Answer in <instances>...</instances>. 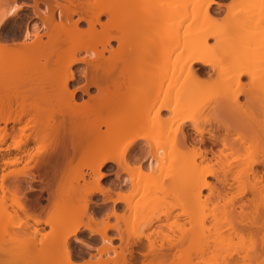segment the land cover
<instances>
[{
    "label": "bare ground",
    "instance_id": "bare-ground-1",
    "mask_svg": "<svg viewBox=\"0 0 264 264\" xmlns=\"http://www.w3.org/2000/svg\"><path fill=\"white\" fill-rule=\"evenodd\" d=\"M176 2L27 0L0 12L4 20L0 23L2 169L20 163L25 156L30 161L23 148L29 140L36 141L47 132L53 141L49 152L36 154L31 165L26 160L21 170L0 174V193L7 196V181L16 191L22 190L19 176L27 175V170L33 171L31 180L37 177L41 183L42 178L71 170L73 158L87 151L85 167L96 177L95 184L104 177L101 169L109 164L120 172L117 179L130 185L134 169L152 176L167 162L178 175L176 182L170 181L172 186L186 190L192 207L209 200V234L203 235V222H195L188 230L181 226L178 235L170 237L156 230L161 242L149 233L123 243L120 235L124 246L116 264H264V0H231L223 20L229 25L211 16L212 7L220 6L216 0ZM13 8L15 14H11ZM27 8L32 9L31 17L25 13ZM22 14L32 25L3 36L6 22ZM184 20L187 23L181 32L178 26ZM81 23L86 26L81 28ZM228 26L231 34L226 33ZM79 65L81 70L72 71ZM216 69L213 82L199 79ZM35 70H41L40 75L32 76ZM71 82L79 86L69 91ZM78 91L85 97L76 98ZM125 109L132 117L118 118L109 129L103 118ZM23 122L18 131L31 127L34 134L16 140L12 131ZM102 124L106 131H101ZM8 138L12 143L2 148ZM147 138H151L149 143L138 148ZM238 154L245 158L238 159ZM144 161H148L145 166ZM181 170L184 178L180 180ZM16 191L10 189L7 197H14L10 201L17 210L36 225L47 223L30 213ZM97 193L105 194L101 188L87 190L85 203ZM131 193L112 201L136 213V205L129 201ZM111 213L116 219L123 218V214ZM158 220L148 219L146 226ZM115 227L95 230L90 224L78 223L70 228V236L89 231L111 243L106 234ZM244 235L246 247L239 242L235 245L234 239L241 242ZM69 240H60L58 245L66 264H74ZM75 242L80 244V239ZM191 244L193 250L197 248L196 258L205 261L192 262Z\"/></svg>",
    "mask_w": 264,
    "mask_h": 264
},
{
    "label": "rangeland",
    "instance_id": "rangeland-1",
    "mask_svg": "<svg viewBox=\"0 0 264 264\" xmlns=\"http://www.w3.org/2000/svg\"><path fill=\"white\" fill-rule=\"evenodd\" d=\"M25 1L27 0H16L15 2L12 0H0V12H7V10L10 9L14 3L20 4ZM216 1L220 4V6H213L210 13L218 23L221 22L222 24L227 14L226 6L231 4V0ZM179 2L181 4L182 0H177L175 4H179ZM187 2L192 4L195 2V0H187ZM256 7L258 8L259 5ZM42 8L43 7L41 6L40 9ZM31 10V8H27V12L25 13L29 14L31 13ZM29 15L31 17V14ZM105 20L106 18L103 17V21ZM29 21V19L25 21L23 19V15L10 18L5 24V29L2 33L3 36L6 35L5 33L13 30L20 31L21 29V31H24L26 24L27 26L32 25L33 22ZM227 21L223 24L229 25L230 22ZM186 23L187 21L184 20L178 26L181 32L184 30ZM79 26L83 28L86 25L81 23ZM230 28L229 26L227 27V34L230 32ZM16 41L21 42L22 40L17 39ZM42 41L46 42L47 38L44 37ZM210 42L212 43L213 40H210ZM64 43L67 44V42ZM64 43L62 46L66 47ZM115 45L116 44L113 43V46ZM82 68L83 66L81 65L75 66L72 68V71L78 72ZM38 71L41 72V70H35L32 76L40 75ZM206 71H208V69ZM212 73L209 75V77L203 76L199 77V79L204 82H210V80L213 82L212 80L216 79L217 77V69ZM143 77H146L145 73L142 75V78ZM243 81L246 83L247 78H243ZM78 86V83L71 82L69 83L68 90L72 91ZM90 93H94V90L92 89ZM82 96L83 94L80 91L76 92V98ZM243 99L244 98L241 97L240 101H243ZM127 111L128 110L125 109L122 110V112L111 113L106 116L104 115L105 117L103 118V121L105 124H107V127L111 129L115 120L118 121V118L119 120H126L132 117L131 115H133V113H130L131 115H129L130 110L129 112ZM23 124L25 125L23 122L15 124L14 126L12 135H15L14 137L16 140H24L25 136H31L34 134L31 127L26 128L23 130V132L18 131L19 127H21ZM8 126L10 127L12 124H8ZM206 126L207 124L202 125L203 128H206ZM107 127L106 125L102 124L100 129L101 131H106ZM232 137H234V135ZM203 138L208 140L207 135H205ZM150 139L151 138H147V140L145 139V141L140 142L138 144V148L141 145L149 143ZM12 140L13 139L8 138L6 143H4L1 147H7L12 143ZM52 142L53 141H51V137L47 135V132L39 135L38 140L36 141L29 140L27 145H25V147L23 146V148L28 151L27 153L31 157L30 161L27 160L28 156H25L20 163L6 166L2 169V162L0 159V174L7 173L11 169L21 170L24 163L27 161L31 165L36 159V154L44 156L49 152V147ZM138 148L135 149L134 152H136ZM37 151H39V153H37ZM87 152L85 153L87 154L85 156L86 158L84 157V152L81 153L84 155H80L78 153L77 156L73 158V161H71V170L67 169L59 171L55 175H50L48 179L42 178L44 180L42 183L38 181L37 177L35 180H31L29 175L31 174L30 172H33L32 170H27L29 172L25 171V173H28L27 175L21 174L19 176L20 189H22L19 191L21 193L19 195V192L16 191L15 188H12V186L9 185V182H6L4 179L6 182H3L4 186L7 189L9 188V192H5L7 193L6 195L8 196V193L11 194L12 191L10 192V189L16 191V197L22 199L23 201L25 200V204H27V206L29 205L28 207L30 213L37 216L41 221H47V223H41L38 225L34 224L31 219L26 218V216L19 212L16 206L11 203L10 200H12V195H9V197L11 196V199H9L7 196H4L5 194L1 195V192L0 264H66L67 262L65 260V253H63L61 249L62 246L58 245L60 240L65 238H70L69 242L72 244V260L74 264H116L115 260H117V262L119 261L118 259L120 257L118 258V254L121 252V249L124 246V241L127 239H132L137 234L143 236L145 234L151 233L153 237L157 238V242H161V238L158 236L156 230H159L158 233H160V231L162 233H168V236L172 235V233L178 235V230L181 228V226H183L184 230H188L190 227H192V225L195 224V222H203V235H205V237L208 236L209 233L207 229L209 227V210L211 208V205L208 202L209 200L203 204H198L199 207L197 206V208H195V206L192 207L190 202L187 200L186 190L172 186V182L170 181L172 180L176 182L178 175L175 174L174 171L171 172L172 169L168 166L167 162H164L161 170H157V172L153 171L152 176H147V174H151L148 171L142 170L141 172L140 170L137 171L134 169L132 171V176H129L132 178L129 179L133 181H131L133 184L131 183L130 185L127 184L128 182L123 184L122 180L119 181V179H117V174L119 175L120 172H117V169L114 165L109 164L101 169V173L104 174V177L98 180V184H95L96 177H94L85 167V164L88 162L85 160L87 159L88 155L90 156V152ZM11 153L16 154L14 150H11ZM12 154L10 156H13ZM232 156L230 158H232ZM235 156L236 154L234 155V158ZM237 156V158L240 160L245 158L244 155L240 156V154H238ZM7 157L8 156L5 155L4 158ZM144 164L147 165L148 161H144L143 166H145ZM134 167L136 168V164H134L133 168ZM182 171L184 170L178 171V174H181ZM154 172H156V174ZM182 174L179 175L180 180L184 178V173ZM126 177L128 176L123 175V178L126 179ZM91 188H101L105 194H94L91 197L90 203L86 204L84 201V193ZM130 190H133V193H131L129 201L131 204L136 205V208L138 209L136 213L126 210L125 204H115L112 201L119 197L120 194L126 195ZM21 191L24 192V195H22ZM205 199V197H202V200ZM143 207L145 208L142 210ZM40 211L41 213H39ZM112 211H115V214L118 213V217L120 214H123V218L116 219V216L112 215ZM165 213H167L166 216L163 215ZM195 213H197V215ZM187 214H190L188 215L189 217L194 215L195 219L193 220L189 218ZM156 217H159L160 220L148 228L146 226L148 219L155 221ZM187 221L190 223H187ZM78 223L90 224L95 230H99L105 225H115L116 229H109L106 234L107 237L112 239L111 243L101 241V237L99 235L92 234L89 231H81L76 236H70V228ZM157 224L158 226H155ZM159 225H161L163 228H160ZM36 229L38 232L35 233ZM120 235H122L123 243L118 238ZM243 237L246 239L241 240V242L240 239H234V244L235 242H239L237 243L238 245L240 244L239 246L244 244L242 247H246L245 242L247 241V237L245 235ZM91 238H95V241L90 240ZM75 239H80V244H77ZM86 244H90L91 248L85 246ZM193 248L194 247L191 244L188 254L192 255L193 263H195L196 260V262H199V258H196L195 256V251L197 248L194 249L195 251ZM205 260L206 259H201L200 262Z\"/></svg>",
    "mask_w": 264,
    "mask_h": 264
},
{
    "label": "snow or ice",
    "instance_id": "snow-or-ice-1",
    "mask_svg": "<svg viewBox=\"0 0 264 264\" xmlns=\"http://www.w3.org/2000/svg\"><path fill=\"white\" fill-rule=\"evenodd\" d=\"M16 11H17V9L13 8L11 14H15ZM6 15H10V14H6ZM3 22H4V20L0 19V23H3Z\"/></svg>",
    "mask_w": 264,
    "mask_h": 264
},
{
    "label": "clouds",
    "instance_id": "clouds-1",
    "mask_svg": "<svg viewBox=\"0 0 264 264\" xmlns=\"http://www.w3.org/2000/svg\"><path fill=\"white\" fill-rule=\"evenodd\" d=\"M93 58H94V54H93Z\"/></svg>",
    "mask_w": 264,
    "mask_h": 264
},
{
    "label": "flooded vegetation",
    "instance_id": "flooded-vegetation-1",
    "mask_svg": "<svg viewBox=\"0 0 264 264\" xmlns=\"http://www.w3.org/2000/svg\"><path fill=\"white\" fill-rule=\"evenodd\" d=\"M26 12H27V11H26ZM22 15H23V14H22ZM22 15H21V16H22Z\"/></svg>",
    "mask_w": 264,
    "mask_h": 264
}]
</instances>
